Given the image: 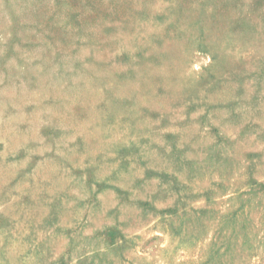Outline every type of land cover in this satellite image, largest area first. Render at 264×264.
Listing matches in <instances>:
<instances>
[{
    "label": "rangeland",
    "instance_id": "374dc122",
    "mask_svg": "<svg viewBox=\"0 0 264 264\" xmlns=\"http://www.w3.org/2000/svg\"><path fill=\"white\" fill-rule=\"evenodd\" d=\"M0 264H264V0H0Z\"/></svg>",
    "mask_w": 264,
    "mask_h": 264
}]
</instances>
